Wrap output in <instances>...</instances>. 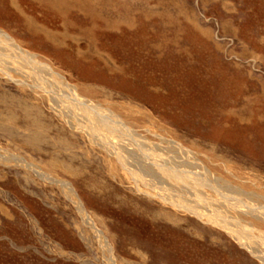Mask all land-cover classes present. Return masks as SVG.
Masks as SVG:
<instances>
[{"label": "rangeland", "instance_id": "1", "mask_svg": "<svg viewBox=\"0 0 264 264\" xmlns=\"http://www.w3.org/2000/svg\"><path fill=\"white\" fill-rule=\"evenodd\" d=\"M0 31L139 141L191 151L178 169L203 164L231 201L264 203V0H0ZM14 65L0 67V264H264L174 204L214 213L209 195L135 179Z\"/></svg>", "mask_w": 264, "mask_h": 264}, {"label": "bare ground", "instance_id": "2", "mask_svg": "<svg viewBox=\"0 0 264 264\" xmlns=\"http://www.w3.org/2000/svg\"><path fill=\"white\" fill-rule=\"evenodd\" d=\"M14 64L23 67L19 69L26 73V81H32L33 86L31 88L48 95L50 105L59 117L73 130L82 133L93 144L100 146L108 154L116 157L135 179L144 176H150L153 179L158 177L166 184L177 186L181 192L186 191L188 186H191L194 188V196L198 201H204V194L209 195L211 199L208 200H212L214 204V213H205L200 208L194 207V204H188L181 198L173 199L175 205H182L197 216L225 229L242 247L264 263V232L256 230L255 225H245L239 218V215H248L264 219V203L262 204L258 200L256 202H252L251 199L245 200L250 198L249 194L245 196L246 198L244 197L245 199L240 198L238 202L231 201V197L236 194L235 189L228 182H220V179L203 164H201V172H195V176L188 175V170L178 169L191 162L190 159L193 158L191 151L173 141H168L167 146L159 145L157 148L152 147V144L147 141H139L137 134L119 117L106 112L103 107L91 102V100L81 97L75 87L67 83L62 76L45 69L33 54L22 49L6 33L0 31V67H7L8 70L4 69V71L6 75H10L9 69L11 70ZM24 68L27 71H24ZM26 81L24 84L27 85ZM139 152H142V155H139ZM141 158L148 159L149 163L147 162L143 169H140L142 167L137 169L135 167L138 165L135 166L134 164H139ZM39 175L61 183L63 188L66 187L72 196H76L70 184L59 182L41 173ZM148 182H152V179ZM160 186L163 189V185ZM206 189L209 192H205ZM164 190L166 191L165 187ZM164 197L162 195V198ZM216 197H222L223 200ZM78 204L81 212H84L80 203ZM199 205L201 206V203ZM87 220L91 222L90 218Z\"/></svg>", "mask_w": 264, "mask_h": 264}]
</instances>
